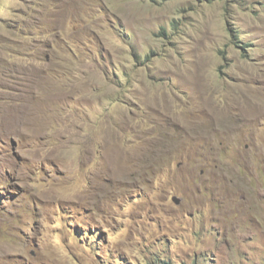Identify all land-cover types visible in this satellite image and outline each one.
Returning <instances> with one entry per match:
<instances>
[{"label": "rangeland", "instance_id": "rangeland-1", "mask_svg": "<svg viewBox=\"0 0 264 264\" xmlns=\"http://www.w3.org/2000/svg\"><path fill=\"white\" fill-rule=\"evenodd\" d=\"M0 35V264H264V0H0Z\"/></svg>", "mask_w": 264, "mask_h": 264}, {"label": "trees", "instance_id": "trees-1", "mask_svg": "<svg viewBox=\"0 0 264 264\" xmlns=\"http://www.w3.org/2000/svg\"><path fill=\"white\" fill-rule=\"evenodd\" d=\"M18 24L17 21H15V23L12 26L6 25V30L7 33L10 34L9 38L11 39H15L16 38V32L13 30H16V25ZM31 24L29 22H25L24 25H20V27L17 28L18 32L20 35H24L26 37L30 36H34V34H37L39 37L44 36V34L46 33V30H44V28L40 25V27L38 28V31L33 33L32 29H31ZM6 40V36L5 35H0V43ZM11 43V41H10ZM7 45V44H6ZM0 50H4L1 46H0ZM16 48L11 47L9 45H7V56L3 59L0 60V70H4L6 72V75H11L12 73H14L16 71V64L15 62L12 61V56L16 55ZM35 61L38 62V64H45L47 63V57L46 56H42V55H37ZM30 66V65H29ZM153 264H170L169 262H167L164 259H160L158 262L153 263Z\"/></svg>", "mask_w": 264, "mask_h": 264}, {"label": "flooded vegetation", "instance_id": "flooded-vegetation-1", "mask_svg": "<svg viewBox=\"0 0 264 264\" xmlns=\"http://www.w3.org/2000/svg\"><path fill=\"white\" fill-rule=\"evenodd\" d=\"M246 125H243V133H242V140L244 142V151L248 152L252 149L254 145V151L252 153H248L247 155L254 157L255 154H258L259 147L258 143L256 142L259 136V130L261 125L257 124L254 121H248L249 119L246 118Z\"/></svg>", "mask_w": 264, "mask_h": 264}]
</instances>
